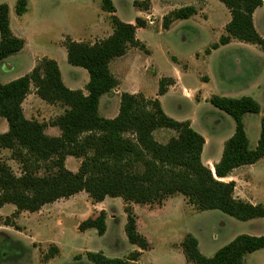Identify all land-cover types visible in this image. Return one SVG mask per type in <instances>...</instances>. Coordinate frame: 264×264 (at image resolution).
Listing matches in <instances>:
<instances>
[{
    "label": "trees",
    "instance_id": "trees-1",
    "mask_svg": "<svg viewBox=\"0 0 264 264\" xmlns=\"http://www.w3.org/2000/svg\"><path fill=\"white\" fill-rule=\"evenodd\" d=\"M218 1L227 9L230 21L210 49L236 40L258 46L264 52V39L252 20L254 11L264 6V0ZM133 6L147 11L149 1H134ZM27 8L28 0H16L14 13L22 16ZM101 9L111 15L113 32L108 38L93 44L68 37L63 41L67 63L88 74L86 95L81 90L68 89L57 63L47 58L41 59L28 74L0 83V118L7 123V131L0 134V148L11 152L22 170L17 177L0 163V209L13 205L16 217L21 212H38L45 205L82 192L94 203L120 198L126 215L125 235L141 251L148 250L149 244L137 231L132 205L160 204L168 197L180 195L199 212L219 211L239 222L264 219V204L236 199L235 183L223 181L234 170L264 158V115L254 148L249 146L243 124L244 115L260 113L261 108L253 99L211 96L208 100L235 124L213 172L201 162L204 138L192 129L189 121L178 122L168 117L158 99L122 93L115 118L99 115V99L119 85L109 69L111 61L124 56L129 48L148 54L135 36L137 28L145 27L144 21L139 18L134 24L120 21L110 0H103ZM196 14L192 6L181 7L163 18L162 27L168 29L174 21L187 20ZM24 44L11 31L8 5L0 4V63L20 52ZM173 84L172 79L161 78L157 97L163 96ZM31 87L43 102L64 107L63 113L48 124L26 119L22 103ZM47 127L58 128L60 135H46ZM159 129L171 130L176 136L160 144L153 135ZM67 157L81 159L77 172L64 167ZM40 169H44V175H38ZM105 219L106 214L101 211L96 217L82 221L77 229L79 232L94 229L98 236H103ZM5 225L14 228L12 224ZM181 248L185 260L191 264H245L246 256L264 249V236L238 235L211 257L200 253L198 241L190 234L183 238ZM57 252V248L51 247L44 258H53ZM139 256V252H134L126 259H118L101 252L86 253L92 264H137Z\"/></svg>",
    "mask_w": 264,
    "mask_h": 264
},
{
    "label": "rangeland",
    "instance_id": "rangeland-1",
    "mask_svg": "<svg viewBox=\"0 0 264 264\" xmlns=\"http://www.w3.org/2000/svg\"><path fill=\"white\" fill-rule=\"evenodd\" d=\"M102 1L28 0L27 13L23 18L16 17L14 13L16 0H0V4H7L10 8L11 30L18 34L20 30L17 25L22 24L25 29L24 35L37 46L33 58L38 63L60 47L64 33L68 34L78 28L86 27L98 16L103 17ZM111 1L119 19L125 22L134 20L136 9L132 0ZM166 2L169 8H177L195 1L166 0ZM209 10L210 17L207 23L210 26L209 34L201 32L194 20L185 24L180 22L179 26L166 33L161 30L157 18L152 24L139 31L138 39L146 42L145 45L151 54L146 56L137 49L122 60L123 65H126L128 77L120 89L127 93L136 91L137 94H142L148 99H158L164 113L175 121H193L194 130L201 132L207 139V150L210 149L215 153L221 145L220 142L229 139L235 124L231 117L214 108L208 100L213 95L241 96L240 89L245 88L253 80L252 69L255 70V66H260L262 62L264 64V52L258 46L235 41L227 47L214 51L208 61L209 68L206 69L203 63L204 51L218 40V34L223 33L220 27L225 24L227 16L230 18L227 9L220 2L212 3ZM260 14H263V19L258 21L257 18L256 28L264 34V11ZM198 19L201 20L202 17ZM102 39L104 38L92 36L84 42L93 44ZM172 57H175V60ZM9 59V64L11 66L14 64V69L11 70L9 67L4 69L0 66L2 84L24 76L29 66V60L24 53H18ZM246 65L251 66L249 72ZM179 66L181 69L188 66L189 69L181 84L176 88L168 89L165 95L157 97L159 79L173 77ZM121 69L122 65L119 62L112 64V72L124 76L120 73ZM60 70L65 82H69L73 75L84 71L69 65L66 61L61 63ZM205 74L211 78V82L200 86L203 83L201 77ZM77 79L80 82L81 78L77 77ZM112 101L115 103V99ZM46 105L48 104L42 107L35 106L34 113L26 103L25 118L48 124L63 113V107L60 105L51 109H47ZM259 106L264 114V103H260ZM99 114L106 116L101 106ZM259 117L256 114L244 115L245 131L252 146L256 145L260 132ZM4 126L7 127V123L0 118V134L3 133ZM46 129V135H55L49 127ZM153 135L160 144H166L176 136L175 132L166 129L156 130ZM0 163L5 164L15 176L21 175V166L13 160L9 150L0 148ZM80 163L81 159L67 157L64 167L75 173ZM44 174V169H40L38 175ZM256 187L258 190L256 199L264 203V174L257 179ZM176 196L168 197L160 204L132 205L137 231L141 235L147 233L149 236L147 241L152 243L151 249H148L143 256L144 264H185L180 246L179 252L173 250L170 254L168 245L182 243L185 235L189 233L203 245L205 256L212 254L211 251L215 248L228 243L238 235L253 234L252 236L255 237L263 235L264 224L251 228L250 224L239 222L219 211L199 212L190 208V205L184 204L182 198H178V202L175 200L177 204L172 203L175 205L173 209L171 205L169 206V201ZM105 200L104 204L97 206L83 192L68 199L58 200L47 206L48 215L40 223L36 222L35 216L28 212L21 214V217L19 215L14 217L15 210L11 212L10 209L15 207L10 204L4 206L0 212V264H47L51 259H55L51 264H92L86 259V253L106 250L109 251V258H128L134 252H129L132 245L124 232L126 223L124 203L120 198ZM99 208H106L111 216L107 221L106 233L98 236L94 229L79 232L78 225L88 218L96 217L101 212V210L98 212ZM44 213L40 214V217ZM148 215L156 216V219L160 216L161 222L152 227L148 226ZM5 223L14 225V228ZM142 236L146 237V235ZM51 243H60L63 246V254H60L58 248ZM51 247L57 248L58 252L53 258L46 260L44 257L49 254ZM173 247L176 249L177 245L173 244ZM245 263L264 264V251L246 256Z\"/></svg>",
    "mask_w": 264,
    "mask_h": 264
},
{
    "label": "crops",
    "instance_id": "crops-1",
    "mask_svg": "<svg viewBox=\"0 0 264 264\" xmlns=\"http://www.w3.org/2000/svg\"><path fill=\"white\" fill-rule=\"evenodd\" d=\"M134 1L140 2L142 0H132V4H133ZM148 1H149V10H147V11H144V10H141V9H138V8H135L133 6L136 9V16H135L134 20H131V21H128V22L122 21L121 19H119V17H117V15H116V9H115L112 1H111V3H112V6H113V8L115 10V14L114 15L120 21H122L124 23H127V24H134L135 19L139 18V19H141L142 21L145 22V24H146L145 27H146L147 25L152 24L153 21H154V19L157 18V21L160 23L161 30L162 31H165L166 33H169L176 26H179V23L180 22H181V24H185L186 22H189L190 20H194L196 22V27L198 25L197 28L201 32H203L205 34H209V28H210V26L207 25V23H209V17H210L209 16V11H210L209 8H210V5L212 3L213 4H217V2H219L218 0H192V1H195V2H193L192 4H185V5L181 6V7L192 6V7H194L197 10V14L194 15V16H192V17H190L187 20H177V21H174L169 26L168 29H163V27H162L163 18L166 15H168L170 12H172L174 10H177V9H179L181 7L169 8V6L167 5L166 0H148ZM263 11H264V6L257 8L254 11L253 15H252V20H253V25L255 27V30L264 39L263 32H260L256 28V20H257V18H258V21H261L263 19V14H260ZM26 13H27V11H26ZM26 13L24 15H22V16H19V17L16 16V17L23 18L26 15ZM102 13H104L103 14L104 16L103 17H99L98 16L97 19L92 24H90V25H88L86 27L78 28V29H76V31H72L71 33H68V34L64 33V36H63L62 40H60V47L58 49H56V51L51 52L50 56H45L47 59L54 60L57 63L58 68H59V71H60V74H61V78H62L63 84L68 89H70V90H81L84 95H86L85 85L87 84V82L89 80L88 74H87V72L85 70H84L85 72L82 71L78 75H73L72 78L70 79L71 81L68 80L69 82H65V80L62 77V73H61V70H60V65H61V63L65 62V61L67 62V59H66V51H62L63 49L65 50V48L63 47V41H64L65 37H68V38H70L71 40H73L75 42L88 41L89 39L92 38V36L98 37L99 39H100V37L101 38H104V39L108 38L112 34V32H113L112 24H111V20H110L111 15L109 13L105 12V11H102ZM9 17H10V8H9ZM200 17H202L201 20L198 19ZM225 20H226L225 21V24L222 27H220V30L223 31V33L221 32V34H218V40L224 34V27L230 21V18L227 16L225 18ZM17 27H18V30H20V31H18V34H15V32L12 31V30L11 31H12V33L15 36L17 35L16 37H19V38H21V39H23L25 41V44H24L23 49L20 52H18V53H24V56L27 57V59L29 60V66L27 68V73H26V74H28L29 72H31V70L37 64V60H35L33 58L36 55L37 46L34 45L33 43H31L29 41L30 38H27L24 35L25 29H23L22 24L19 23L17 25ZM10 28H12V19L11 18H10ZM144 28H137L136 29L135 36H136L137 40H139L138 39V32L141 31V30H143ZM218 40L215 41L214 43H212L210 46H212L213 44L217 43ZM235 41L236 40H232L229 44H227L225 46H220L216 50H211L210 48H207L204 51V54H205V61L203 62L204 63V67H206V69L209 68L208 61H209V58L212 56V54H213L214 51H217V50H219V49H221L223 47H227V46L233 44ZM140 42L142 44H144V45L146 43L144 41H140ZM85 43H87V42H85ZM145 47H146V49L148 51V54H145L144 52L139 51V50H138V52H142L146 56H149L151 54V51L149 50V48L146 45H145ZM135 50H137V49H135V48H129L127 50V53L124 56L112 60L111 63L109 64V69H110L111 73L115 76V78L118 80L119 85L117 86V88H115L114 90H112L110 93L101 96V98L99 99L98 113H99V109H100V106H101L102 111H104V113L106 114V116H102V117H104L106 119H113V118H115L117 116L118 109H119L120 95L122 93H127V92H124V91H122L120 89V88H122L123 83L125 82V79L128 77V72H127L126 65H123L122 60L124 58H126V56H128L132 51L135 52ZM14 55H16V54H14ZM196 55L199 56V54H196ZM134 56H133V58H134ZM10 57H8L5 60H3L0 63V66H3L4 69H6L7 67H9L11 70H13L14 69V66H13L14 64L12 66H11V64H9L10 63L9 62L10 61V59H9ZM172 59L175 60V57H172ZM116 61L119 62V64L122 65V69H121V72L120 73H123L124 76H121V74L120 75L119 74L117 75L114 72H112V64L114 62H116ZM177 65H179V64L177 63ZM263 65L264 64L262 62V64H260V66L259 65L258 66H255V70L252 69V72H253V80L248 85H246L245 88L240 89L239 93H241L240 94L241 96H239V97L226 96V97L227 98L249 97V98L253 99L255 102H257L258 104L264 103V66ZM250 67L248 65H246L247 72L250 71ZM188 71H189L188 66L185 69H181L180 66H179V68L175 71L176 74L173 77H161V78H170V79H172L174 81V84L168 88L170 90V89H173V88L178 87L181 84V81L183 80V77L187 74ZM77 77H80L81 78L80 82L78 81ZM201 80L203 81V83L200 84V86L201 85L203 86V85L208 84V83L211 82V78L207 74H205L204 76H202L201 77ZM167 92H168V90H167ZM184 92L186 93V91H184ZM130 94H137V92L136 91H131ZM213 96H215V95H213ZM159 97H161V96H159ZM221 97H225V96L224 95H221ZM113 99H115V103H113L114 102V101H112ZM26 103H27V105H30L31 111L34 112V113L36 112L35 106L42 107V106H44V104H47V103L43 102L42 100H40L36 96L35 90H34L33 87L30 88V93L26 96L25 100L22 103V110H23L24 116H25V106H26ZM159 103H160V101H159ZM160 105H161V103H160ZM58 106L59 105H49L48 104L45 107L47 109L48 108L51 109L52 107H54V108L56 107L57 108ZM64 109L65 108L63 107L62 110L64 111ZM257 115H259L260 116L259 118L261 119V117L264 115L263 112H262V109L260 110V113L257 114ZM187 121L191 122V127L194 130V127L195 126H194L193 121H191V120H187ZM243 124H244V117H243ZM4 128H5L4 131H2L3 133L7 131V127L4 126ZM49 129L51 131L55 132V135H51V136L57 137V136L60 135V131H59L58 128H56V127H51L50 128L49 127ZM244 129H246L245 128V124H244ZM46 130H45V134H46ZM197 133H199L204 138V140H205V143H204V146H203V150H202V154H201V162L204 164V166H206V167L208 166V168L211 169V171L213 172V166L219 161V159L221 157V154H222L223 145H224V143L226 141H223L222 140L220 142L221 145L219 144L220 145V146H218L219 148L214 153L210 149L207 150V148H206V145H207V142L206 141H207V139L205 138V136L201 132H197ZM233 133H234V130H233L231 136L233 135ZM246 135H247V133H246ZM247 138H248V136H247ZM258 138H259V135L257 137V140H258ZM248 140H249V138H248ZM256 143H257V141H256ZM249 146L251 148H254L255 147V146H252L251 145L250 140H249ZM263 174H264V158L262 160H260L259 162H257L256 164H254V165L244 166V167H240V168L234 170L233 173L231 174V176H229L226 179H223V181H225V182L233 181L235 183V188H234V194L233 195H234V197L236 199L242 200L244 202H247V203H250V204H253V205H256V204H264V203L258 202L257 199H256V196L258 194V190H257V187H256V181ZM178 198H182L181 199L182 202L184 204H188L185 198H183L180 195H177L173 199H170L171 201H169V206L171 205V207H173V209H174V206H175L174 204H177V202H178ZM105 199L103 200V202H101V203H95V204L97 206H101L102 204L105 203V201H106ZM175 200H177V202ZM172 203H174V204L172 205ZM50 205L51 204H48V205L43 206L38 212L30 213L31 215L35 216V219L34 220L36 222H39L40 223L45 218V216L48 215L46 213L47 212V206H50ZM190 208L194 209L191 205H190ZM1 209H0V212H2ZM10 210H11V212H14L15 208L14 209H10ZM98 210H99L98 212H100V210H101V211H103L106 214L105 224H106V231H107V228H108L107 227V221L109 219H111V216L107 212L106 208H101V209L99 208ZM43 212H45V213L40 217V214H42ZM164 212H165V210H164ZM21 214H24V212H21L19 214V217H21ZM147 219H148V222H149L148 223V226H150V227L154 226L156 223L159 224L161 222L160 216H159V219H156V216H153V215L150 216V215H148L147 216ZM262 220H264V219H254V220L247 221V222H243V223L250 224L249 226H252L251 228H254L258 224H264V222ZM106 231H105V233H106ZM262 234H263L262 236H264V229H263ZM142 235H146V237L144 236L146 238V240H147V237H149L147 233H142ZM244 235L252 236L253 234H244ZM257 236H259V235H257ZM14 237H16V235H14ZM196 240L198 241V249H199L200 253L202 255H204V252H203V249H202L203 248V245L199 242L198 239H196ZM228 243H224L222 246H219L218 248H215V250L211 251L212 254H206V257L213 256V254L218 249H220L221 247L225 246ZM51 244H54L58 248L59 253L60 254H63V252H64L63 251V246L60 243H51ZM148 244H149V249H151L152 243H148ZM173 244H176L177 245V248H176L177 250L173 247ZM168 246H169V250L168 251H169L170 254H172L173 250L174 251H178L179 250V246L181 248V243H170ZM181 250H182V248H181ZM146 251H141V250H139V248L137 246L132 245V248L130 249L129 252H139L140 253V256L138 258L137 264H144L143 256H144V254H145ZM260 251H264V249L263 250H260ZM260 251H257V252H260ZM211 252H209V253H211ZM101 253L103 255H105L106 257L109 258V256H108L109 255V251L108 250H106L105 252L101 251ZM254 253H256V252H254ZM54 260L55 259H51L47 264H51ZM185 264H191V263H188L185 260Z\"/></svg>",
    "mask_w": 264,
    "mask_h": 264
}]
</instances>
